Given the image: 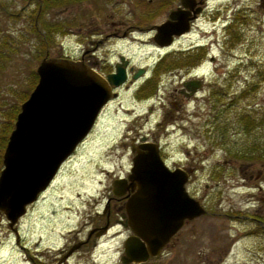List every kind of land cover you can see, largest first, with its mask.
<instances>
[{
    "label": "rangeland",
    "instance_id": "rangeland-1",
    "mask_svg": "<svg viewBox=\"0 0 264 264\" xmlns=\"http://www.w3.org/2000/svg\"><path fill=\"white\" fill-rule=\"evenodd\" d=\"M154 3V0L148 3L89 0L45 10L42 21L68 25L67 33L53 35L48 54L55 56L60 50V54L73 56L77 49L73 31L79 24L81 34L87 36L103 18L102 9L110 10L116 19L127 12V7L138 13L137 9L141 11L144 7L152 10ZM207 5L208 11L218 9L215 21L201 20L183 42L193 39L209 42L208 51L215 61L208 64V98L204 94L201 100L190 103L182 120L168 127L161 138L165 163L191 169L185 188L205 204V213L184 224L164 246L162 256L147 264H264V162L234 159L218 144L219 140L209 138L210 129L215 133L216 122L229 127V133L235 135L232 128L235 115L250 109L259 118L264 112V0H210ZM34 6L35 0H0V46L5 55L0 66V137L11 107L21 102L20 95L29 92L32 73L41 58L36 55L38 40L31 32L29 19ZM233 13L243 19L241 22L234 15L237 21L230 34L235 33L237 40H230V34L221 26L231 20ZM118 45L122 47L118 50L132 54L139 63H147L155 56L148 45L138 46L127 39ZM109 48L114 49V45ZM252 83L255 89L224 111V105ZM122 97L127 104L129 94L123 93ZM111 110L62 163L37 201L28 204L26 213L18 220L20 243L29 246L38 243L40 248L60 245L62 237L69 235L66 231L73 225L80 226L79 216L88 214L80 207L85 203L93 205L95 200L98 209L112 178L124 173L129 155H119L122 153L119 148L110 150V144L121 131L117 123L121 117ZM66 205L71 212L63 209ZM52 211L59 212L53 219L49 217ZM81 227L84 231L87 224ZM116 229L113 227L109 234H115ZM9 231L0 220V264H18L22 258ZM121 237L114 235L110 244H102L99 251L119 247ZM101 258L106 264L114 255L104 254Z\"/></svg>",
    "mask_w": 264,
    "mask_h": 264
},
{
    "label": "flooded vegetation",
    "instance_id": "flooded-vegetation-1",
    "mask_svg": "<svg viewBox=\"0 0 264 264\" xmlns=\"http://www.w3.org/2000/svg\"><path fill=\"white\" fill-rule=\"evenodd\" d=\"M149 1L151 0H146V3ZM208 1L210 0H154L156 3L152 10L144 7L141 11L137 9L138 13H136V9L127 7V12H123L120 15L121 18L116 19L113 18L110 10L102 9L103 18L94 25L87 36L81 34L79 24L73 31L77 45L73 56L60 54V50L56 52V55L69 57L90 67L104 79L111 74L117 75L113 82L106 80L110 88V96L100 107L93 126L103 116L107 118L110 108L114 115L118 113L121 118L117 120V123L121 131L116 140L110 144V150L121 149L122 153L119 155H129V162L124 173L113 177L110 186L105 188V197L98 209L95 206L97 204L95 200L93 205L85 203L80 207L81 210L85 208L82 212L88 214L79 216L80 226L75 228L73 225L66 231L69 235L62 237L60 245L43 248L37 247L38 243L35 246L23 245L19 242L18 221L12 227L7 226L10 229L9 232L13 234V241L18 245V251L22 257L18 264H103L105 259L101 257L109 253L114 255V258L106 264H147L150 260L162 256L164 247L158 255L149 257L144 262H123L126 257L124 241L132 235L124 210L125 195L130 194L131 189L128 188L122 196L114 195L112 190L117 191L118 184L129 183L127 178L132 155H135V150L139 149L143 143L157 144L158 155L164 161L162 155H165V152L161 138L167 134V128L176 125L178 120H182L190 103L201 100L204 94V97L208 98V64L215 61L214 56L208 51L209 42L201 43L200 39L183 42L184 39L190 38L201 20L206 18L211 23L215 21L218 9L213 8L208 11ZM235 14L237 15L233 13V17L226 25H221L226 31L237 21ZM134 19L138 21H133ZM165 22H169V26L165 31L158 33L157 26ZM62 26L68 28V25L65 27L62 24ZM67 31L68 29L63 33L56 32L54 35L61 36ZM126 39L129 43L140 44L138 46H150L155 51V56L147 63L134 61L132 54L118 50L122 48L118 44ZM110 45H114V49H110ZM128 45L131 47L132 44ZM115 46H118L117 49ZM45 54H48V48ZM111 56L113 59L110 58ZM120 74L123 76L121 82H114ZM123 93L129 94L127 104L123 103ZM174 167L177 165L168 166L170 169ZM182 169L188 175L186 184L191 169ZM186 191L191 196L190 192ZM36 201L37 199L30 204ZM200 204L203 207L205 205L201 202ZM90 206L93 207L92 210L89 209ZM64 208H68L66 211L71 212L70 206H63ZM58 213L52 211L49 217L53 219ZM0 220L7 224L1 212ZM191 220H184L182 226ZM82 224H87L84 231H81ZM113 227L117 229L112 235L109 231ZM178 230L169 238L167 244ZM117 234L122 235L119 247L107 248L106 252L99 251L102 244L107 242L110 244L113 236ZM38 239L40 240V237Z\"/></svg>",
    "mask_w": 264,
    "mask_h": 264
},
{
    "label": "water",
    "instance_id": "water-1",
    "mask_svg": "<svg viewBox=\"0 0 264 264\" xmlns=\"http://www.w3.org/2000/svg\"><path fill=\"white\" fill-rule=\"evenodd\" d=\"M168 26L169 22L157 26V32ZM35 73L37 80L19 105L1 155L0 212L8 227L25 214L87 136L110 96L107 81L117 76L104 79L81 62L61 56L41 58ZM118 77L114 82H121L122 74ZM187 176L180 167L168 168L157 144L143 143L135 150L129 183L112 190L122 196L131 189L124 210L132 235L124 241L123 262H144L158 255L184 220L205 213L185 189Z\"/></svg>",
    "mask_w": 264,
    "mask_h": 264
},
{
    "label": "trees",
    "instance_id": "trees-1",
    "mask_svg": "<svg viewBox=\"0 0 264 264\" xmlns=\"http://www.w3.org/2000/svg\"><path fill=\"white\" fill-rule=\"evenodd\" d=\"M83 1L89 0H35V6L32 12L29 14V19L32 22L31 32L38 40L36 47V52H38V54H36L37 57L39 55L41 58L48 56V54H45V52L48 48V45L53 41L54 33L65 32V29L60 21H42L41 17L44 14V11L51 8H59L61 6L80 3ZM10 16L14 17V14ZM236 16L238 17L239 21H243L239 15ZM231 27H235V24L234 26L230 25V28ZM230 28L227 29L229 34ZM234 39L237 40L238 37L235 35V33H231L230 40ZM4 59L5 55L3 54L2 48L0 46V66ZM32 77L33 81L30 84L29 92L37 80L35 72L32 73ZM254 89L255 83L250 84L246 89H242L239 94L233 96L228 101V103L224 105V111H227L229 106H232V104L237 99L248 96V94ZM28 93H24L19 96L21 102L27 97ZM20 103L13 105L7 114V124L5 126L3 135L0 137V168L3 147L5 145L7 135L13 126V121L17 111L19 110ZM258 117L259 118H256L253 114V111L250 109L245 110L239 115H235V118L232 121L233 133L235 135H231V133H229V127H224V125L220 126V123L216 122L213 125L215 133H213V131L210 129L209 138H216L219 140L218 144H221V146L224 148V151L234 159L246 162L257 159L264 162V112H262V114Z\"/></svg>",
    "mask_w": 264,
    "mask_h": 264
}]
</instances>
